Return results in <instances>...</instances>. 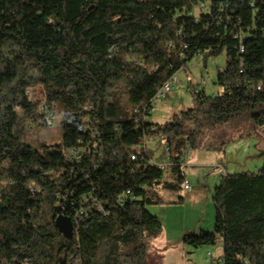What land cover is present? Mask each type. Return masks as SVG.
I'll return each mask as SVG.
<instances>
[{
	"label": "trees",
	"instance_id": "16d2710c",
	"mask_svg": "<svg viewBox=\"0 0 264 264\" xmlns=\"http://www.w3.org/2000/svg\"><path fill=\"white\" fill-rule=\"evenodd\" d=\"M221 54L214 95L189 84L191 107L142 120L194 56ZM43 104L60 111L63 136L36 146L27 134L49 127ZM247 123L264 126V0H0V264H148L162 224L146 207L183 188L187 151L209 135L205 149L222 152ZM149 137L169 148L175 182ZM213 200V231L184 244L220 237L224 264H264V163L223 176Z\"/></svg>",
	"mask_w": 264,
	"mask_h": 264
},
{
	"label": "rangeland",
	"instance_id": "374dc122",
	"mask_svg": "<svg viewBox=\"0 0 264 264\" xmlns=\"http://www.w3.org/2000/svg\"><path fill=\"white\" fill-rule=\"evenodd\" d=\"M194 56L186 68L176 73L177 82L165 99H157L150 112V122L165 124L179 110L191 107L192 99L188 91L189 84L195 85L208 96L218 91L215 85L218 71L225 65V55L207 58ZM35 92L38 88L34 89ZM32 96V91H28ZM52 127L33 126L28 132L27 140L36 141V146L45 142H59L63 136L60 123L61 113L54 109ZM244 134V135H243ZM239 135H242L241 137ZM230 141L222 152L207 150L206 145L214 143L211 136H206L186 157L182 166L185 180L191 189L182 187L177 191H158L162 203L149 205L147 211L157 217L162 224L161 233L148 241V264H208V253L216 260L222 257V241L218 237L214 245L191 248L184 244V233L198 234L212 232L216 219L214 190L222 177L239 173H256L264 163V126L254 128L247 123L237 131L234 130ZM164 143L147 138L146 148L152 153L155 163L164 165L163 180L175 182L176 177L168 166L164 152ZM181 199V200H180Z\"/></svg>",
	"mask_w": 264,
	"mask_h": 264
},
{
	"label": "built area",
	"instance_id": "2783aa9c",
	"mask_svg": "<svg viewBox=\"0 0 264 264\" xmlns=\"http://www.w3.org/2000/svg\"><path fill=\"white\" fill-rule=\"evenodd\" d=\"M205 11L206 10V7L204 6H198L195 10H194V13L197 14L198 11ZM239 50L240 52H243V46L241 45L239 47ZM177 82V78H176V74H174L162 87V90H159L157 92V94L155 95L153 101H152V106L154 105V101L157 100V99H165L166 98V95L172 90L173 86H174V83ZM215 94V93H214ZM87 108H91L90 105L87 106ZM41 110L44 111L45 115H44V118L41 122H43L44 124H46L47 126H54L56 125L57 123H55L54 121V114L53 113H50L46 110V107L43 105H41ZM144 114L142 116V120L144 121H149L150 117V112L151 110H148L147 112L145 111L144 109ZM149 114V115H148ZM151 130H153V128H151ZM157 140V139H156ZM140 146V145H138ZM133 150L134 151H137V146L133 147ZM164 152L166 154V158L168 159V162H169V148L167 146H164ZM189 154V151L186 152V155ZM69 157V160L70 161H78L81 157V155L79 154V151L78 150H71V153L70 155H68ZM131 159L132 160H135L136 159V155L133 154L131 156ZM154 163V162H153ZM156 164V163H155ZM158 166V168L160 169H164V165H160V164H156ZM183 189L186 190V191H189L191 189L190 185L188 184V182H184L183 184ZM85 213L84 210H80L77 215H83ZM207 262L208 264H224L223 263V259L222 257L221 258H217L216 260L212 257V254L211 253H208V259H207Z\"/></svg>",
	"mask_w": 264,
	"mask_h": 264
},
{
	"label": "water",
	"instance_id": "95a60500",
	"mask_svg": "<svg viewBox=\"0 0 264 264\" xmlns=\"http://www.w3.org/2000/svg\"><path fill=\"white\" fill-rule=\"evenodd\" d=\"M56 225L66 238H71L73 226L69 218L63 216L58 217L56 219Z\"/></svg>",
	"mask_w": 264,
	"mask_h": 264
},
{
	"label": "crops",
	"instance_id": "0c3cea01",
	"mask_svg": "<svg viewBox=\"0 0 264 264\" xmlns=\"http://www.w3.org/2000/svg\"><path fill=\"white\" fill-rule=\"evenodd\" d=\"M155 140H156V139H155ZM145 145H146V144H145ZM153 162H154V161H153ZM154 163H155V162H154ZM156 164L163 165V164H161V163H156ZM186 182H187V180H186ZM188 184H189V183H188ZM183 233H184V235L186 234V232H183ZM219 238H220V237H219ZM220 240L222 241V238H220ZM217 241H219L218 238H217L216 242H217Z\"/></svg>",
	"mask_w": 264,
	"mask_h": 264
},
{
	"label": "bare ground",
	"instance_id": "6f19581e",
	"mask_svg": "<svg viewBox=\"0 0 264 264\" xmlns=\"http://www.w3.org/2000/svg\"><path fill=\"white\" fill-rule=\"evenodd\" d=\"M160 90H162V88Z\"/></svg>",
	"mask_w": 264,
	"mask_h": 264
}]
</instances>
